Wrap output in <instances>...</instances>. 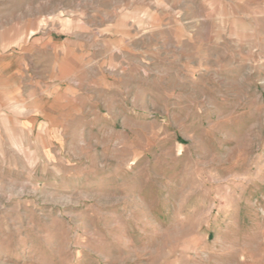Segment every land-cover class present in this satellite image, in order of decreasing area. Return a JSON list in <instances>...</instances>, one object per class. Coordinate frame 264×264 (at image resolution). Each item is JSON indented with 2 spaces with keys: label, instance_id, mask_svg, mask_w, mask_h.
<instances>
[{
  "label": "rangeland",
  "instance_id": "374dc122",
  "mask_svg": "<svg viewBox=\"0 0 264 264\" xmlns=\"http://www.w3.org/2000/svg\"><path fill=\"white\" fill-rule=\"evenodd\" d=\"M0 264H264V0H0Z\"/></svg>",
  "mask_w": 264,
  "mask_h": 264
}]
</instances>
